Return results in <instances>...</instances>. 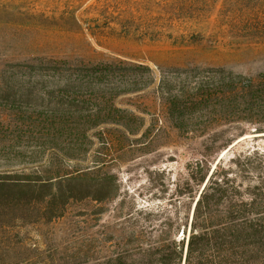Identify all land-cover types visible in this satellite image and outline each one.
I'll list each match as a JSON object with an SVG mask.
<instances>
[{
    "label": "rangeland",
    "instance_id": "374dc122",
    "mask_svg": "<svg viewBox=\"0 0 264 264\" xmlns=\"http://www.w3.org/2000/svg\"><path fill=\"white\" fill-rule=\"evenodd\" d=\"M205 1L0 0V264H100L164 222L180 241L213 175L264 187V37Z\"/></svg>",
    "mask_w": 264,
    "mask_h": 264
},
{
    "label": "trees",
    "instance_id": "16d2710c",
    "mask_svg": "<svg viewBox=\"0 0 264 264\" xmlns=\"http://www.w3.org/2000/svg\"><path fill=\"white\" fill-rule=\"evenodd\" d=\"M205 3L178 0L167 3L162 11L169 21L199 19L207 12ZM148 16L154 19L151 13ZM220 20L236 36L262 38L264 0H224ZM228 181L224 179L222 185L217 176L211 177L183 240H178L168 222L153 233L135 227L123 231L115 247L112 240L105 241L100 264H264V187H250L254 191L244 196L231 192Z\"/></svg>",
    "mask_w": 264,
    "mask_h": 264
}]
</instances>
